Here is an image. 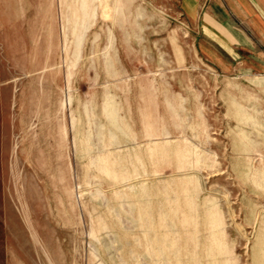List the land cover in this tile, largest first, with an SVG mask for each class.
I'll list each match as a JSON object with an SVG mask.
<instances>
[{
	"label": "rangeland",
	"instance_id": "rangeland-1",
	"mask_svg": "<svg viewBox=\"0 0 264 264\" xmlns=\"http://www.w3.org/2000/svg\"><path fill=\"white\" fill-rule=\"evenodd\" d=\"M117 1L66 53L81 0H0V264H264V91L142 54Z\"/></svg>",
	"mask_w": 264,
	"mask_h": 264
},
{
	"label": "crops",
	"instance_id": "crops-1",
	"mask_svg": "<svg viewBox=\"0 0 264 264\" xmlns=\"http://www.w3.org/2000/svg\"><path fill=\"white\" fill-rule=\"evenodd\" d=\"M120 1L126 8L140 6L145 11L141 19L125 15L126 22L141 21L151 28L140 35L136 31L138 36L132 34L130 39L149 40L157 35L151 43L155 52L149 50L145 41L142 54L170 55L180 65L175 67L177 70L183 69L182 64L186 70H195L200 63L204 70L231 76L227 82H237L238 86L241 78H248L252 83L242 85L255 87V98L259 91H264V0ZM160 26H165L161 35ZM132 58L129 62L137 64ZM147 97L145 94L138 98L132 96L135 100L128 103H131L130 110L141 118L150 112V104L154 103ZM107 108L112 111V105Z\"/></svg>",
	"mask_w": 264,
	"mask_h": 264
},
{
	"label": "bare ground",
	"instance_id": "bare-ground-1",
	"mask_svg": "<svg viewBox=\"0 0 264 264\" xmlns=\"http://www.w3.org/2000/svg\"><path fill=\"white\" fill-rule=\"evenodd\" d=\"M98 0H81L80 6L78 8H70L69 6H67L66 4H64L63 2H61V14H62V32H63V42H62V46L64 47V52L67 53L68 51V45H69V39H68V29H70V31H72V34L75 36L76 40H75V47L76 50L79 52L80 48H81V41H82V36H83V30L87 29V27H89L90 25V17L92 15L95 14V11L92 10L91 6L93 2H96ZM118 5L120 4V6H118L117 9H115V11H117L119 8V10H121V3L120 0L117 1ZM73 13V17L72 19L68 18L66 16V14L68 12ZM112 33H111V29H109V45L107 47V49H115V40L112 38ZM78 56L75 54V59L77 61ZM70 73H68L69 76ZM69 100H71V98L69 97ZM63 105V104H62ZM64 108V107H63ZM249 119V118H248ZM65 134V133H64ZM66 135V134H65ZM201 160V156L200 155H196V163L198 164ZM105 172H109V170L104 169ZM220 223H222L221 221H218ZM218 222H214V223H218Z\"/></svg>",
	"mask_w": 264,
	"mask_h": 264
}]
</instances>
